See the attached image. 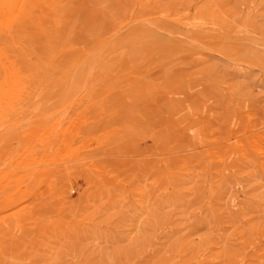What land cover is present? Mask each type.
<instances>
[{
    "label": "rangeland",
    "instance_id": "374dc122",
    "mask_svg": "<svg viewBox=\"0 0 264 264\" xmlns=\"http://www.w3.org/2000/svg\"><path fill=\"white\" fill-rule=\"evenodd\" d=\"M50 3L13 56L66 69L7 101L0 52V264H264V0Z\"/></svg>",
    "mask_w": 264,
    "mask_h": 264
},
{
    "label": "bare ground",
    "instance_id": "6f19581e",
    "mask_svg": "<svg viewBox=\"0 0 264 264\" xmlns=\"http://www.w3.org/2000/svg\"><path fill=\"white\" fill-rule=\"evenodd\" d=\"M51 1L52 0H50V1L49 0L48 1L47 0H12L9 3L8 8L6 9L7 12L4 11L3 9H0V16H1L0 17V52L7 59V63L3 66V69L5 70L6 76H5L4 80H3L4 87H3L2 95L5 96L7 101L11 100L12 98H16V95L19 94L18 93L19 91H25V90H22V89H24L23 87L26 86L25 85L26 83L27 84L31 83V84H34V85H39V84L43 83L45 80L55 79L56 74L58 72L57 71V66H60L61 68L63 67L64 69H66V66L68 65V63L73 59V56H74L73 51L76 49L74 43L70 44L69 45L70 47H67L66 43L64 44V43H61V42H59L57 45H55V48L52 49L51 51L44 52L45 53V57H44L45 60H43L41 62H38V63H35L32 67H29V68L28 67L26 68L24 66L22 60H20L19 58H15L13 56V54L15 53L17 47L19 46V42H20L21 38L23 37V35L26 33V36H27V34H28L27 28H28L29 25L32 24L33 27L36 30H40V31H43V32L48 31L50 29L51 25L47 24V22L39 21V18H40V16L42 17L43 15H45V13H49V8H50V5H51V3H50ZM43 23H45V25H43ZM51 34H53L54 37L56 36L55 32H52ZM62 72H63V69H61V73ZM66 74H65V78H67ZM80 79H82V76L80 77ZM63 80H65V79H63ZM30 86L27 87L26 89L27 90H28V88L30 89L31 88ZM39 87H40V85H39ZM33 91H35V90H33ZM21 95H22V93H21ZM19 96L20 95H18V97ZM36 97H37V95H36ZM7 101H5L3 104H1V106H0V115L5 113V112H9L10 111L11 104L8 103ZM0 120H1V118H0ZM43 120H45V119H43ZM50 122H51V120L49 122H47V123H50ZM33 125H32V127H33ZM52 125H54V127H55V124L52 123ZM48 126H49V124H48ZM50 126H51V124H50ZM54 127L52 126V127L47 128V130H44L43 132H45L46 134L42 133V132H40L39 134H41V133H42V135L44 134L45 138H47L46 135H49V137H52V140L53 139L57 140V138L55 139V135L57 133L56 132V130H57L56 127H58V125L55 128ZM35 129H36V127H35ZM35 129H32V130H35ZM28 130H29V128H28ZM23 131H27V130H23ZM57 131H59V130H57ZM19 133H23V132L19 131ZM19 133H17V134H19ZM29 133L32 134L31 129H30L29 132L27 131V133H26L27 136H28ZM17 134H15V135H17ZM37 134L38 133H36L35 135L37 136ZM60 134H62V132ZM42 135H41V137H42ZM30 137H31V135H30ZM30 137H28V138H30ZM28 138L26 137V139H27V143L26 144H28V141L30 140V139L28 140ZM38 138H39V136H38ZM37 140H34V143H35V141L37 142ZM41 140H43V139H41ZM38 141L40 143V140H38ZM53 141L50 142V143H46V144H49V146H50V144H52ZM43 142H44V140H43ZM24 143H25V141H24ZM34 143H33V145L31 143V145H29V146H27V145L21 146L18 151L16 150L17 153L20 154L24 150H26V151H24V154L26 152V154H29V155L31 154V155L34 156L37 153V151H38V147ZM55 143H56V141H55ZM44 146H45V144H44ZM5 148H6L5 145L0 144V161H3V163L1 162L0 165H3V164L5 165V161H7V159L12 158L11 156L15 157L14 155H16L14 153L11 155L8 152H6V153L3 152L2 149H5ZM46 149H48V148H46ZM47 151H50V150L48 149ZM24 154H23V156H24ZM45 154H47V153H45ZM39 155H40V153H39ZM48 155H50V154H47V156ZM51 155H52V152H51ZM2 178H3V176L0 177V180ZM23 182H24V180H23ZM62 182L63 181H61L60 183H62ZM0 183H2V182L0 181ZM6 191L7 190L4 189L0 193V206L2 205L3 207H7L8 204L10 203V201L7 200L8 197L7 196L4 197L5 194H3V193L6 192Z\"/></svg>",
    "mask_w": 264,
    "mask_h": 264
}]
</instances>
